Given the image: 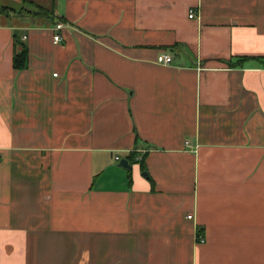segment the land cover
<instances>
[{
    "label": "crops",
    "instance_id": "1",
    "mask_svg": "<svg viewBox=\"0 0 264 264\" xmlns=\"http://www.w3.org/2000/svg\"><path fill=\"white\" fill-rule=\"evenodd\" d=\"M50 3L0 7V264H264V0Z\"/></svg>",
    "mask_w": 264,
    "mask_h": 264
},
{
    "label": "rangeland",
    "instance_id": "2",
    "mask_svg": "<svg viewBox=\"0 0 264 264\" xmlns=\"http://www.w3.org/2000/svg\"><path fill=\"white\" fill-rule=\"evenodd\" d=\"M35 3L34 5L31 2ZM7 4V5H5ZM6 6L9 9L12 10H20V9H25V10H35V11H40V12H51L52 7L50 0H20V2L17 3H12L11 1L4 2L3 0H0V7Z\"/></svg>",
    "mask_w": 264,
    "mask_h": 264
},
{
    "label": "built area",
    "instance_id": "3",
    "mask_svg": "<svg viewBox=\"0 0 264 264\" xmlns=\"http://www.w3.org/2000/svg\"><path fill=\"white\" fill-rule=\"evenodd\" d=\"M193 12L189 13V16H192ZM63 27V24L57 23L53 27V31H55V34L53 35V42L58 43L61 39L60 35L57 33L61 28ZM172 57L169 54H160L157 56L156 61L160 64L167 65L171 62ZM56 75V74H54ZM188 218H191V215L188 216ZM198 240L200 242H203L204 238L202 236H199Z\"/></svg>",
    "mask_w": 264,
    "mask_h": 264
},
{
    "label": "trees",
    "instance_id": "4",
    "mask_svg": "<svg viewBox=\"0 0 264 264\" xmlns=\"http://www.w3.org/2000/svg\"><path fill=\"white\" fill-rule=\"evenodd\" d=\"M25 62H26V49L24 48L23 50H21L20 53H17L13 57V65L15 68H22L25 65ZM129 162H130V160H129ZM141 167H142L143 171H145L143 164H141Z\"/></svg>",
    "mask_w": 264,
    "mask_h": 264
},
{
    "label": "water",
    "instance_id": "5",
    "mask_svg": "<svg viewBox=\"0 0 264 264\" xmlns=\"http://www.w3.org/2000/svg\"><path fill=\"white\" fill-rule=\"evenodd\" d=\"M119 166L125 167V168H129V163L126 159H121L119 162Z\"/></svg>",
    "mask_w": 264,
    "mask_h": 264
}]
</instances>
